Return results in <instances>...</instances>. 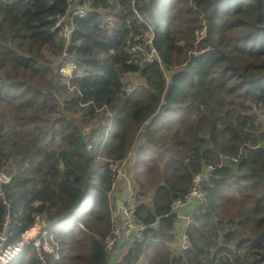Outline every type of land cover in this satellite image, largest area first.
Here are the masks:
<instances>
[{"label":"trees","instance_id":"obj_1","mask_svg":"<svg viewBox=\"0 0 264 264\" xmlns=\"http://www.w3.org/2000/svg\"><path fill=\"white\" fill-rule=\"evenodd\" d=\"M70 4L86 14L68 17L66 42L51 31L50 18L71 11ZM132 6V0H0V170L16 169L3 187L11 242L40 214L45 222L68 221L60 242L83 247L50 264H113L116 252L108 254L103 242L111 184L105 159L126 157L143 127L137 152L164 164L162 184L153 185L151 202H140L136 212L147 226L142 237L114 264H136L151 243L172 238L177 214L166 213L189 190L204 160L214 166L202 185L206 199L181 209L190 213L186 258L195 264H264V126L253 112H264V0H134L137 12ZM149 28L160 63L145 64L128 49ZM68 61L75 64L69 77L60 71ZM135 73L144 84L131 83ZM214 100L233 110L219 144L208 114ZM203 119L206 129L199 126ZM180 128L192 129L194 141L182 159L169 161L170 147L178 143L173 131ZM80 137L82 152L76 150ZM223 198L237 212L248 200L238 223L250 225L225 233L235 236L230 255L213 239L209 259L202 240L211 237L203 228L216 233L227 218L218 210ZM5 212L0 199V229ZM32 250L26 246L15 264H42Z\"/></svg>","mask_w":264,"mask_h":264},{"label":"built area","instance_id":"obj_2","mask_svg":"<svg viewBox=\"0 0 264 264\" xmlns=\"http://www.w3.org/2000/svg\"><path fill=\"white\" fill-rule=\"evenodd\" d=\"M70 3H73V1H70ZM72 5L73 4L69 5L71 11L68 9L65 13H58L50 18L54 20L51 31L56 29L59 37L64 38L66 42L70 39V33L72 31V25L69 24L68 17L73 15L82 17L86 14L84 8L77 6L75 8V6ZM132 5L133 11L137 12L134 7V0H132ZM152 38V30L149 28L144 34H136L133 40L128 44L129 51L135 55L142 56V62L145 64H151L155 61L160 63V57L156 47L153 45ZM63 56H67L65 51L63 52ZM64 64L66 63L61 65V72ZM73 65L75 68V64ZM149 122L150 120L147 119L144 124H148ZM126 159L127 156L122 160L105 159L108 164V170L111 172V184L108 192L110 195V198H108L109 228L103 236L104 249L108 254L117 250L118 247L123 244L128 243V245H131L134 241L139 240L143 235L144 229L147 227L144 221L136 217V212L140 205L139 195L136 190L132 189L128 191L127 200L120 205H117L115 200L111 199V195H115L114 192L117 189V184L124 174ZM232 160L235 161L236 157H232ZM203 163L202 171H198L193 175L189 190L181 197L176 198L172 203L170 211L166 213L167 215L173 212L177 214L178 220H174L172 229L182 240V245L185 247V250L190 248V239L187 233V222L190 217L188 216L189 212L187 210L186 213L183 211L181 213L179 212L181 209L189 207L193 201L198 204L204 202L206 199L202 185L204 181L209 180L212 176L214 166L206 160H204ZM13 176V173L0 170V199L6 207L0 229V264L13 263L15 258H17L21 251L28 245L32 246L34 255L42 264H50L51 262L47 259L46 254H51L52 259H58L60 257V245L53 239V231L48 229L51 222H57V220L45 222L40 214H35L33 224L20 233V238L14 242L10 240L13 226L9 212L10 204L6 199L3 187L4 184H9L13 180ZM179 220L182 222L180 225ZM151 224L155 225V222Z\"/></svg>","mask_w":264,"mask_h":264},{"label":"rangeland","instance_id":"obj_3","mask_svg":"<svg viewBox=\"0 0 264 264\" xmlns=\"http://www.w3.org/2000/svg\"><path fill=\"white\" fill-rule=\"evenodd\" d=\"M197 35L198 36L203 35V32L197 33ZM48 59L50 58L48 57ZM73 68L74 65L70 61H68L66 64L63 65L61 70L64 75L69 77L70 76L69 74ZM176 69L177 67H174L171 69V71L174 72ZM165 74L167 75L168 73L165 72ZM131 78L133 79L131 83L135 86L144 84V79L138 73L133 74ZM168 79L169 77L167 76V80ZM232 111L233 110L231 105L226 104L222 106L217 104L215 100L211 104L208 114L212 116L213 120H215L216 122L214 133L215 134L219 133L218 137L216 138V143L218 144L222 143L220 140L225 139L226 133L224 132L223 128L225 127V122L229 121L230 119L233 120ZM253 112L257 115L258 122H260L264 126V112L261 109H257V108H253ZM199 126L202 129H206L208 126V121L206 119H203L202 121H200ZM173 132H176L177 134L176 140L178 143H173L172 147H170L169 153L171 152L172 155L169 161H171L172 158L177 160L182 159V157L186 153H188L187 151L190 148L191 142L194 141V138H190L191 134H193L192 129H189L187 132H184V130L180 128V129H174ZM208 137H209L208 133H205L203 135V138H208ZM142 142H144L143 136H141L138 139L137 146L133 149V151L132 152L129 151V153L127 154L128 160L125 161V164H127L128 166L126 167L124 164V167L127 168V173L131 174V183H133L135 190H137V193H141L142 200L148 203L151 202L153 197V192H154L153 185L159 183L162 184V177L164 174L163 173L164 164H160L161 162L157 158H156L157 160L155 159L153 161L154 163H151L149 160L150 155L147 152L138 154L137 151H139L138 148ZM205 144L211 147V143H205ZM167 160L168 158H165L163 160V163H165ZM154 164H158L159 169L155 168ZM11 169H12V173L16 171V169L13 166ZM234 174H237V172H235ZM141 184H143L144 186L142 187ZM108 192L109 189L106 191L107 199L110 198ZM233 195L242 196V192H238V193L235 192ZM225 197H227V195H225ZM232 198H234V196ZM111 199L115 200L116 202L115 195L112 194ZM249 205H250L249 201L246 200L243 205L244 210L242 212H237L235 203L230 204V201L227 200L226 198L222 199L221 205L218 208V210H221L223 212L222 214L227 218L223 219L221 225L215 228V230H217L216 233L214 232V227H210L209 225H204L203 228V230L207 232V235L211 237V238H203L202 240V243L206 246L207 252H209V254H207L209 259L212 257V254L215 250L214 246L211 245V241L213 239L216 241V243L220 242L223 244L225 248L223 250L224 251L223 254L225 253L228 255L231 254V251H233V246H234L233 240L235 236L230 234L226 238L225 233L230 232L231 230L234 229L244 231L249 227L250 225L249 220H246V222L242 225L238 223L239 219L244 215V212L247 210ZM183 212L185 213L186 210H184ZM192 219H193V215H192ZM189 220L187 222V226L189 224ZM180 224H182V222L179 220V225ZM69 228H70V223L68 221L51 222V224L48 227L50 231H53V239L56 240L60 245V256L61 254H65V253L74 255L79 249L83 248V247L78 248V246H76V243L74 242H71L69 244L60 242L59 238L62 237ZM170 234L172 235L171 239H167L166 237L158 240L160 242L162 241V245H156L154 243H151L152 245L147 246L145 252L140 255L136 264H195L193 263V261H189L186 258L185 253L187 249L186 250L184 249L185 247L182 245V240L180 239V237H178L176 232L173 229H171ZM97 236L98 235H96V237ZM224 240H227L226 243H224ZM129 247L130 246L128 245V243H126L118 247L117 250L113 251V252H117L116 257H114V259L112 260L113 264L116 261L123 259V256L124 254H126ZM180 250H182L181 253L179 252ZM46 257L50 262L52 261L51 254H46ZM202 262H204V259H201L200 264H203Z\"/></svg>","mask_w":264,"mask_h":264},{"label":"crops","instance_id":"obj_4","mask_svg":"<svg viewBox=\"0 0 264 264\" xmlns=\"http://www.w3.org/2000/svg\"><path fill=\"white\" fill-rule=\"evenodd\" d=\"M150 123V122H149ZM148 123V124H149ZM141 130H143V127L141 128ZM140 132V131H139ZM144 132V131H143ZM143 137H144V135H143ZM133 149H134V147L132 146V148L130 149V152H132L133 151ZM127 158H128V156H127ZM126 160H128V159H126ZM125 166L127 167L128 165L127 164H125ZM126 167H124V174H123V176L121 177V180L118 182V184H117V189H116V191H115V196H116V203H117V205H120L121 203H123L124 201H126L127 200V194H128V191H130V190H132V189H134L135 190V187L133 186V183H131V174L130 173H127V168ZM137 191V190H136ZM138 195H139V193H138ZM140 202H142L143 200H142V195L140 196ZM118 202H121V203H119L118 204ZM182 211H184V210H180V212L179 213H181ZM186 213V212H185ZM177 220H178V216H177ZM117 253V252H116ZM16 258H15V260H14V262H13V264L14 263H16Z\"/></svg>","mask_w":264,"mask_h":264},{"label":"water","instance_id":"obj_5","mask_svg":"<svg viewBox=\"0 0 264 264\" xmlns=\"http://www.w3.org/2000/svg\"><path fill=\"white\" fill-rule=\"evenodd\" d=\"M141 136H143V130H141V131L137 134V137H136L135 143H134V145H133L134 148L137 146V141H138V139H139ZM83 142H84L83 137H80V138H79V141H78V143H77V146H76V150H77L78 152H82V151H81V146H82ZM119 203H121V202H118V204H119Z\"/></svg>","mask_w":264,"mask_h":264}]
</instances>
